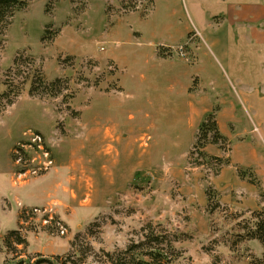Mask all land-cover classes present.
Here are the masks:
<instances>
[{
    "label": "rangeland",
    "instance_id": "1",
    "mask_svg": "<svg viewBox=\"0 0 264 264\" xmlns=\"http://www.w3.org/2000/svg\"><path fill=\"white\" fill-rule=\"evenodd\" d=\"M25 2L0 25V244L20 223L25 261L109 264L134 244L171 264H264L245 236L264 214V94L241 38L228 58L210 41L221 1ZM195 111L233 138L201 139ZM23 207L37 209L21 221Z\"/></svg>",
    "mask_w": 264,
    "mask_h": 264
},
{
    "label": "trees",
    "instance_id": "2",
    "mask_svg": "<svg viewBox=\"0 0 264 264\" xmlns=\"http://www.w3.org/2000/svg\"><path fill=\"white\" fill-rule=\"evenodd\" d=\"M153 3L154 0H148L149 6L152 7ZM25 7V0H0V25H6L16 12L24 9ZM210 133H212L214 141H217L218 139L225 140V138L218 131L214 115L205 116L199 125V135L201 139L206 140ZM197 137L199 138L198 135ZM23 208L24 209L21 210L18 216V219L21 221H24V219L26 220L29 215L33 216L32 211L37 209L27 207ZM23 229L22 224L18 223V229L7 232L4 236L2 244H0V252H3L4 250V252L10 254L11 256L8 264H85L84 258L81 257L80 260L70 261L68 259V255L63 258L60 256H54L52 259L36 255L32 257V263H29V260L32 259H27L26 261L22 260V257L27 253L28 247ZM245 236L248 240H257L262 246L264 253V214L263 216L256 218V223L253 225V228L247 229ZM146 237L150 238L149 240L156 242L157 244L162 243L161 237H154L152 234L151 236L150 234L149 236L147 234ZM77 238L78 236L74 237L70 243L71 249L75 247ZM140 246L141 245L132 244L122 252L112 254L106 253L105 257L107 258L109 264H171L170 260H168L166 255L163 254L162 250L154 248L147 252H140L138 251ZM169 249H171V247H169ZM61 260L63 262H61ZM58 261H60V263ZM4 264H6V262Z\"/></svg>",
    "mask_w": 264,
    "mask_h": 264
},
{
    "label": "crops",
    "instance_id": "3",
    "mask_svg": "<svg viewBox=\"0 0 264 264\" xmlns=\"http://www.w3.org/2000/svg\"><path fill=\"white\" fill-rule=\"evenodd\" d=\"M220 1L225 8L222 10V18L221 16L216 17L217 20L221 19L220 23L216 24L220 25L219 29L221 30H216L223 31V38L219 40L216 38L217 34L210 32L208 33L209 36H212L210 41L213 46L222 49L223 55L228 58L230 56L229 47L238 50L239 38H241L249 46L251 56H255L252 57L251 65L255 66L257 76L260 77L258 83L264 94V0H251L250 2L247 0ZM206 113L207 111L193 112V116L198 120V124L194 127L195 131ZM256 118V124L260 127L261 136L264 140V98L257 109ZM215 121L219 133L230 141L234 135L233 131L224 127L221 117H216ZM221 172L214 180L222 179V177L224 179L225 175L220 176Z\"/></svg>",
    "mask_w": 264,
    "mask_h": 264
},
{
    "label": "built area",
    "instance_id": "4",
    "mask_svg": "<svg viewBox=\"0 0 264 264\" xmlns=\"http://www.w3.org/2000/svg\"><path fill=\"white\" fill-rule=\"evenodd\" d=\"M181 49V48H180Z\"/></svg>",
    "mask_w": 264,
    "mask_h": 264
}]
</instances>
